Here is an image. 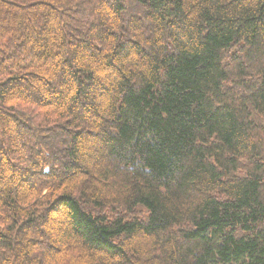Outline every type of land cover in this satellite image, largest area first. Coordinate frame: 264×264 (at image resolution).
<instances>
[{
	"label": "trees",
	"instance_id": "16d2710c",
	"mask_svg": "<svg viewBox=\"0 0 264 264\" xmlns=\"http://www.w3.org/2000/svg\"><path fill=\"white\" fill-rule=\"evenodd\" d=\"M0 264H264V0H0Z\"/></svg>",
	"mask_w": 264,
	"mask_h": 264
}]
</instances>
